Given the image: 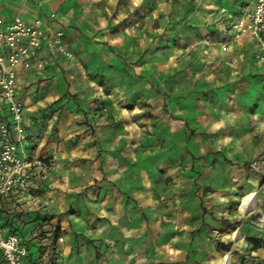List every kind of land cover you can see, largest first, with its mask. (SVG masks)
<instances>
[{"label": "rangeland", "instance_id": "374dc122", "mask_svg": "<svg viewBox=\"0 0 264 264\" xmlns=\"http://www.w3.org/2000/svg\"><path fill=\"white\" fill-rule=\"evenodd\" d=\"M248 4L62 0L71 54L33 67L26 96L42 116L40 122L31 117L32 125L49 128L55 113L50 134L59 137V121L70 111L66 141L73 148L80 136L74 123L87 124L94 135L97 121L107 120L126 137L118 147L138 149L141 162L156 165V203L142 207V244L153 226L160 228L156 246L142 255L134 249L138 236H109L107 223L92 220L85 202L92 184L76 189L69 162L52 156L51 166L37 173L34 194L42 202L24 208V220L4 219L7 228L19 223L27 236L45 227L33 236L39 248L26 262L35 254L37 263L47 264H220L225 257L232 264H264V62L253 54L252 31L235 27L246 23ZM110 141L106 145L115 144ZM248 193L260 211H241ZM189 194L199 212L179 202ZM65 215L72 217L69 226ZM189 221L201 225L198 243L175 235ZM250 237H260L261 246Z\"/></svg>", "mask_w": 264, "mask_h": 264}, {"label": "crops", "instance_id": "0c3cea01", "mask_svg": "<svg viewBox=\"0 0 264 264\" xmlns=\"http://www.w3.org/2000/svg\"><path fill=\"white\" fill-rule=\"evenodd\" d=\"M61 2L62 0H0V15L5 18L21 15L27 20L39 18L43 20L44 23L51 24L55 27H62L67 36V33H69V30L72 28L69 27L70 25L65 21L64 17L66 16L67 9L65 6L60 7ZM52 13H55L54 19L51 18ZM257 50L258 45L255 40V49L253 53L255 57ZM54 59H56V57L52 58L51 63L55 61ZM58 61L61 60L58 59ZM32 69L33 67L29 69L19 68L21 84L20 95L25 105L28 130L35 142L37 153L43 159L49 158V164L52 156L59 158V162L68 161L69 163L66 167L74 172L75 177L73 184L76 189H81L87 182L92 184L89 188L88 195L86 194L85 202L90 205V216L92 220L97 222L101 221L100 225H102V227L104 223H107V229L105 231L109 236H111L113 232L114 234H118L120 238H124L127 235L138 236L142 234L145 236L147 233L146 224H144V228L140 222L143 212L142 207L156 203V165L153 163L146 165L144 162H141L139 158L140 151H138V149L130 146L118 147L117 144H125L126 137H124L123 134H117L118 131L113 128V125L107 123V120L102 119L97 121L99 126L94 135L89 134L87 124L84 126V124L78 125L74 123V134L80 136L73 148L72 145H69V142L66 141L68 136L72 134V131L69 129V123L74 121L70 116V111L67 110L64 117L59 121V137H54L50 134L51 128H53L55 123L54 118H57L55 113L49 115L50 118L47 120L50 124L49 128H43L41 124L33 126L31 117H35L36 120L40 122L42 114L39 113V108L36 104H29V100L26 96L30 89L28 87L30 86L29 83L31 80H28V78L32 74ZM33 106H36V108L32 109ZM46 113H48V111H45V114ZM72 128L73 127H71V129ZM37 133H39V135H37ZM113 139L115 144H113V142L106 145L107 141ZM72 154L74 158L71 157ZM50 166L51 164L49 167ZM38 183V175L36 174L32 181L30 193L24 194L16 192L7 200L0 199V225H2L6 231L12 229V231L19 232L27 240L30 254L34 253L36 249L39 248V246H37V239L35 238L32 240L33 236L38 233L40 234L45 227H43V229L34 228L33 231L29 233L31 235L27 236L19 223H14L12 228H7L4 219L10 221L14 219H26L25 214L27 209L23 211L24 208L31 205L32 209L35 208L33 207L34 204L37 205L38 202H42L34 194V189L37 187ZM174 195L177 194L174 193ZM179 202L183 206L191 202L194 206L193 210L199 212L197 198L195 196H190L189 194L180 197ZM171 210L175 211L173 207ZM190 210L191 209H187V212H190ZM71 220L72 217L65 215L66 226H69ZM175 220H177V217H175ZM182 226H186V228L179 233L177 232L175 234L176 236L193 237L194 244L200 242L202 235L198 231L201 227L199 223L190 221L189 223L183 222ZM158 228H160V225H155L150 229L155 232L150 234L151 238L149 240L147 239L144 241V245L140 241L139 236L136 237L138 244L134 246L135 252L142 255V253H147L149 246H156L157 240L155 236L157 235L156 230ZM172 239H174L173 236ZM176 240L177 238L171 240L168 246L172 248V246L176 244ZM41 242L43 243V241ZM61 244L63 245L64 241H61ZM167 248L168 247H165V249ZM36 256L35 254L33 255L32 262H26L25 259V264H47L44 259V261L37 263L35 261L37 260L35 259ZM2 264L4 263L2 262ZM134 264H143V260L136 259Z\"/></svg>", "mask_w": 264, "mask_h": 264}, {"label": "built area", "instance_id": "2783aa9c", "mask_svg": "<svg viewBox=\"0 0 264 264\" xmlns=\"http://www.w3.org/2000/svg\"><path fill=\"white\" fill-rule=\"evenodd\" d=\"M242 1L249 3L246 23L242 20L235 27L242 29L246 24L252 31L258 45L256 57L264 62V0ZM70 54L62 27L39 18L0 15V199L30 193L34 176L49 167L28 130L19 68H43L52 58ZM28 253L27 240L0 225V264H25Z\"/></svg>", "mask_w": 264, "mask_h": 264}, {"label": "bare ground", "instance_id": "6f19581e", "mask_svg": "<svg viewBox=\"0 0 264 264\" xmlns=\"http://www.w3.org/2000/svg\"><path fill=\"white\" fill-rule=\"evenodd\" d=\"M240 209L242 212H255L260 211V206L258 205L257 201L255 200L254 193H248L245 195L240 204ZM262 211L264 217V211ZM220 264H232L228 257L223 258L220 261Z\"/></svg>", "mask_w": 264, "mask_h": 264}, {"label": "trees", "instance_id": "16d2710c", "mask_svg": "<svg viewBox=\"0 0 264 264\" xmlns=\"http://www.w3.org/2000/svg\"><path fill=\"white\" fill-rule=\"evenodd\" d=\"M44 162L49 163V159L48 158H44L43 159ZM59 225H57V227L55 226V228L57 229ZM58 239V234L57 232H54L53 235V241H57ZM252 244H254L255 247H260L261 246V238L260 237H250L248 239Z\"/></svg>", "mask_w": 264, "mask_h": 264}]
</instances>
